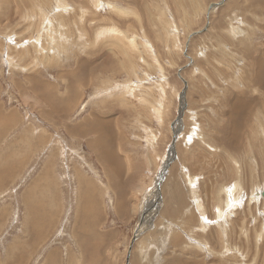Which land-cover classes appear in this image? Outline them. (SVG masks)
<instances>
[{
  "label": "rangeland",
  "instance_id": "obj_1",
  "mask_svg": "<svg viewBox=\"0 0 264 264\" xmlns=\"http://www.w3.org/2000/svg\"><path fill=\"white\" fill-rule=\"evenodd\" d=\"M222 1L0 0V264H264V0Z\"/></svg>",
  "mask_w": 264,
  "mask_h": 264
},
{
  "label": "bare ground",
  "instance_id": "obj_2",
  "mask_svg": "<svg viewBox=\"0 0 264 264\" xmlns=\"http://www.w3.org/2000/svg\"><path fill=\"white\" fill-rule=\"evenodd\" d=\"M108 2H109V1H108ZM60 3H61V2H60ZM62 3H63V2H62ZM101 3H102L101 1H96L97 6H101ZM102 4H103V3H102ZM64 6H65V5H64ZM110 6H111V5H110ZM60 9H61V8H60ZM43 15H44V14H43ZM84 15H85V14H84ZM82 17H83V16H82ZM45 18H46V17H45ZM44 20L48 21L47 19H44ZM46 26L49 27V24H47ZM116 28H117V27H116ZM47 30H48V29H47ZM47 30H46V31H47ZM107 31H108V33H110V34H112V35H113V34L116 35V33H118L119 37H121V38L124 39V34H123V32L120 33V32H118V31H116L114 28H108ZM106 33H107V32H106ZM98 35H100V34H98ZM39 36H40V35L38 34V37H39ZM133 37L135 38V36H133ZM121 38H120V39H121ZM123 39H122V40H123ZM127 39H128V38H127ZM131 39H133V38H131ZM136 39H137V37H136ZM52 40H53V39H52ZM124 40H126V39H124ZM175 41H176V40H175ZM5 42H6V41H5ZM126 42H127V40H126ZM128 42H129V41H128ZM130 42H131V41H130ZM178 42H179V41H178ZM50 43H51V42H50ZM128 44H129V43H128ZM128 44H127V45H128ZM131 44H132V47L130 46V48H133V46H134V47L136 46V45H135V40H134V39L132 40ZM145 44H147V43H145ZM136 47H138V46H136ZM146 47H148V46H146ZM198 47H199V46H198ZM150 48H151V47H150ZM133 49H135V48H133ZM153 55H154V54H153ZM195 65H196V64H195ZM197 71H198V70H197ZM103 79H104V78H103ZM262 79H263V78H262ZM138 82H139V81H138ZM105 83H106V82H105ZM241 83H242V82H241ZM129 84H130V83H129ZM128 86H129V85H128ZM130 86H131V85H130ZM132 87H133V86H132ZM161 87H162V86H161ZM136 88H137V87H136ZM128 89H129V88H128ZM120 90H121V89H120ZM98 92H100V90H99ZM122 92H123V91H122ZM246 100H247V99H246ZM262 100H263V99H262ZM260 101H261V100H260ZM242 103H243V102H242ZM257 103H258V102H257ZM262 103H263V102H262ZM253 104L255 105V103H253ZM263 104H264V103H263ZM254 105H253V106H254ZM260 105H261V104H260ZM235 110H236V109H235ZM261 110H262V109H261ZM236 112H237V111H236ZM263 118H264V117H263ZM238 130H239V129H238ZM99 141H100V140H99ZM194 141H195V140H194ZM188 142H189V141H188ZM101 144H102L101 146L104 145V143H103L102 141H101ZM91 145H92V144H91ZM104 158H105V160L107 161V158H108V157H107V156H104ZM2 160H3V159H2ZM48 165H49V164H48ZM76 173H77V172H76ZM1 176H2V175H1ZM75 176H76V174H75ZM187 176H188V175H187ZM80 179H81V178H80ZM83 182H84V181H83ZM193 182H194V181H193ZM81 188H85V189H87V190L89 189L87 183H81ZM77 189H79L78 186H77ZM236 189H237V186H236ZM177 190H178V189H177ZM84 191H86V190H84ZM237 191H238V190H237ZM235 192H236V191H235V186L233 187L232 190L228 191V196H229V198H230V199L228 200V202H229L230 204H231L232 200H234L235 197L237 196V195H236V196L234 195L235 197H233V194H234ZM172 193H173V192H172ZM172 193H171V194H172ZM255 193H256V192H255ZM258 195H259V194H258ZM80 196H81V195H80ZM259 196H260V195H259ZM172 197H173V196H172ZM225 198H226V197H225ZM237 198H238V197H237ZM239 199H240V198H239ZM170 200H172V199H170ZM236 202H237V201H236ZM233 203H234V202H233ZM230 204H228V205H230ZM234 204H235V203H234ZM234 204H233V205H234ZM233 205L231 204V207H232ZM233 207H235V206H233ZM233 207H232V208H233ZM32 208H33V207H32ZM232 208H231V209H232ZM178 209H179V208H178ZM220 209H221V207H220ZM28 210H29V209H28ZM224 210H225V208H224ZM226 211H227V210H226ZM217 212H219V211H217ZM222 212H223V211H222ZM231 212H232V211H231ZM42 213H44V212H42ZM219 214H220V215L222 214V216H224L223 213H221V210H220ZM226 214H227V213H226ZM45 215H46V214H45ZM192 215H193V214H192ZM228 215H229V214H228ZM222 216H221V217H222ZM229 216H230V215H229ZM229 216H228V217H229ZM50 217H51V216H50ZM202 217H203V216H202ZM217 217H218V216H217ZM225 217H226V216H225ZM217 219H218V218H217ZM222 219H223V218H222ZM144 220H145V219H144ZM217 221H218V220H217ZM42 222H43V221H42ZM215 222H216V221H215ZM158 223H159V222H158ZM213 224H214V223H213ZM204 226H205V225H204ZM85 227H86V226H85ZM202 227H203V226H202ZM86 231H87V230H86ZM163 231H164V230H163ZM151 233H152V232H151ZM192 234H193V233H192ZM173 236H174V235H173ZM14 248H15V247H14ZM18 248H19V247H18ZM14 250H15V249H14ZM15 251H16V250H15ZM13 252H14V251H13ZM70 261H71V260H70ZM54 263H55V262H54ZM70 264H73V262H71Z\"/></svg>",
  "mask_w": 264,
  "mask_h": 264
},
{
  "label": "water",
  "instance_id": "obj_3",
  "mask_svg": "<svg viewBox=\"0 0 264 264\" xmlns=\"http://www.w3.org/2000/svg\"><path fill=\"white\" fill-rule=\"evenodd\" d=\"M225 1L223 0L221 4H223ZM220 5V4H218ZM262 197H264V192L261 194Z\"/></svg>",
  "mask_w": 264,
  "mask_h": 264
}]
</instances>
